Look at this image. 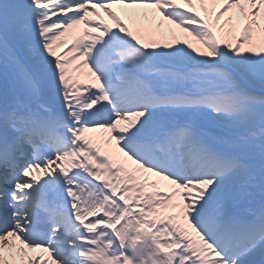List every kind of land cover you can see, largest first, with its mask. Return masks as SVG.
<instances>
[{"label": "snow or ice", "instance_id": "1", "mask_svg": "<svg viewBox=\"0 0 264 264\" xmlns=\"http://www.w3.org/2000/svg\"><path fill=\"white\" fill-rule=\"evenodd\" d=\"M0 264H264V0H0Z\"/></svg>", "mask_w": 264, "mask_h": 264}]
</instances>
